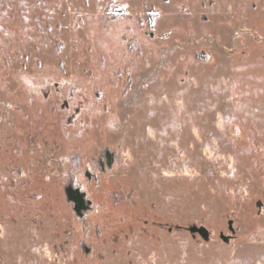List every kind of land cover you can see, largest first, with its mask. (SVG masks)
Wrapping results in <instances>:
<instances>
[{
  "label": "rangeland",
  "instance_id": "1",
  "mask_svg": "<svg viewBox=\"0 0 264 264\" xmlns=\"http://www.w3.org/2000/svg\"><path fill=\"white\" fill-rule=\"evenodd\" d=\"M0 264H264V0H0Z\"/></svg>",
  "mask_w": 264,
  "mask_h": 264
},
{
  "label": "water",
  "instance_id": "2",
  "mask_svg": "<svg viewBox=\"0 0 264 264\" xmlns=\"http://www.w3.org/2000/svg\"><path fill=\"white\" fill-rule=\"evenodd\" d=\"M78 201L82 204V199H81V198H79ZM198 232H199L202 236H205V237L208 235V233H207V231H206V229H205L204 227L199 228V229H198Z\"/></svg>",
  "mask_w": 264,
  "mask_h": 264
}]
</instances>
